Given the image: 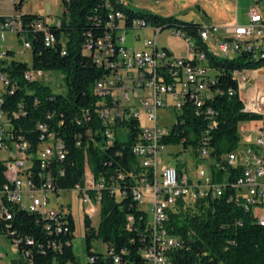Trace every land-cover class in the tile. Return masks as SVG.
Wrapping results in <instances>:
<instances>
[{"label":"built area","instance_id":"2783aa9c","mask_svg":"<svg viewBox=\"0 0 264 264\" xmlns=\"http://www.w3.org/2000/svg\"><path fill=\"white\" fill-rule=\"evenodd\" d=\"M19 1L9 0L14 5ZM124 1L118 0L121 4ZM22 15L21 11L15 10L13 14L4 16V22L0 23V47L5 34H13L21 39L19 57L25 51H31L30 43L24 40ZM247 18L245 25L236 23L225 28L202 21L197 32L223 55L233 54L235 58L247 52L252 53L254 59L264 55V19L255 7L249 10ZM107 19L105 34L96 40L89 39L83 46V53L92 59L102 75L93 84V99L71 121L80 128L73 134L74 145L83 150V174L71 188L61 187L67 179L69 165L65 141L58 132L65 125L63 115L59 116L55 111L45 113L43 122L34 126L38 134L34 146L20 133V128L16 130L14 121L24 120L27 110L23 101L17 103L12 112L3 109L5 97L13 96L19 89L17 81L3 69L9 67L12 59L18 60L9 47L0 49V221L10 220L11 210L15 208L42 219L44 230L50 235H72L70 206L60 201L64 193L79 198L84 224L88 223L86 230L92 229L96 233L99 222L93 218L101 210L103 195L115 199L124 197L121 184L126 177L121 171L114 176L95 175L89 166L86 149H106L129 142L138 169L133 175L131 196L145 216L141 247L137 252L139 264H173L171 254L183 247L184 240L168 231L169 215L179 204L184 207L218 199L228 189L233 190L228 201L236 203L252 216L256 224L264 227V133L260 122L264 119V84H261L264 67L233 72L240 77L241 92L228 91V97L235 94L241 104V112L259 116L261 120L242 123L238 128L243 141L240 153L236 150L215 163L209 132L218 116L212 104L220 91L212 88L215 75L211 73L215 74V70L209 66L203 53L196 49L190 36L178 32V29L165 30L185 44L187 55L181 58L175 57L166 47L159 49L157 46V37L163 30L136 22L126 28L124 20L111 13ZM60 24V19L53 22L42 16L29 27L31 31L43 34L46 47H53L63 45V40H57L51 32ZM140 29L153 32V41L145 40L140 50L127 46L128 31ZM134 40H139L137 34ZM9 52L13 53V58L8 56ZM42 75L43 71L27 65L22 80L40 83ZM148 90L151 96H146ZM27 93L32 94L30 91ZM34 102L37 103V99ZM163 108L168 109L166 114L160 112ZM186 110L194 118L205 121L206 128L193 151L200 160L214 161L212 167L223 173L220 182L213 181L212 167L209 175L204 169H199L190 178L187 170L181 169L183 160L178 158L179 152L170 154V165L161 166L162 152L166 147L182 146L186 141L184 137L180 144L168 143L175 141L177 134L174 130L186 125ZM237 168H240V173L228 182V169ZM127 223L129 228H133L132 216L127 217ZM191 234L188 233L187 237L190 238ZM0 236L7 238L5 234L0 233ZM27 244L31 242L27 241ZM105 247L100 256L89 255L87 264H97L100 259L106 263L109 258L110 264H121L120 256L127 255L125 249L119 255L113 246ZM19 255L23 264H29L26 262L27 253ZM5 257L0 253V264H10L5 262Z\"/></svg>","mask_w":264,"mask_h":264},{"label":"trees","instance_id":"16d2710c","mask_svg":"<svg viewBox=\"0 0 264 264\" xmlns=\"http://www.w3.org/2000/svg\"><path fill=\"white\" fill-rule=\"evenodd\" d=\"M63 13L60 17V27L52 28L55 38L63 40V45L57 44L46 47L43 34L31 31L29 24L41 19L42 16L23 14L24 40L31 45L32 68L43 72H60L64 77L65 93L54 94L48 86L41 83H25L22 74L27 69L24 62L12 59L6 71L8 76L17 81L18 90L13 96L5 97L3 109L12 112L17 103L24 102L27 116L24 120H15L16 130L34 146L38 134L34 126L43 122L47 111H55L63 115L65 125L57 130L65 141L69 165L67 179L61 187L71 188L83 174V150L75 147L73 134L80 128L71 122L80 111L87 107L93 99L92 87L102 72L94 65L92 59L83 53V46L89 39L101 38L106 31V22L111 7L113 12L124 16L126 28L131 27L135 20H142L154 29H178L190 36L196 49L203 52L209 66L215 70L213 89H218L212 104L218 116L214 127L209 132L210 148L215 163L237 150L240 142L238 128L242 123L250 120H261L256 115L241 112V104L236 97L238 83L234 71L258 70L264 67V55L252 59V53H243L241 56L220 58L212 54L207 47L197 41V30L200 23L182 21L174 16L162 17L147 11H135L116 0H60ZM23 0L15 5L20 11ZM203 16V15H202ZM204 17V16H203ZM4 17H0V23ZM202 46V47H200ZM64 49V54H62ZM13 58V53H8ZM30 91L32 94H28ZM228 91L234 92L228 97ZM49 97H53L52 100ZM37 99V103H35ZM186 125L178 126L174 132L175 141L168 143L180 144L183 150L192 147L197 149L201 132L206 128L205 121H200L186 110ZM19 125V127H18ZM66 128V129H65ZM57 132V133H58ZM88 163L95 175L114 176L121 171L126 179L121 184L125 196L115 199L103 195L101 214L96 233L86 230L85 242L87 255L100 256L101 253L92 251V238L100 240L105 246H113L120 254L125 249L127 255H121V264H139L138 249L141 247L140 238L144 231L145 216L139 210L131 196L133 175L138 171L136 161L131 155L129 142L124 145H114L102 149L89 147L86 149ZM213 181L220 182L223 173L212 167ZM228 182H232L240 173V168L228 169ZM233 190L228 189L218 199L199 201L181 207L180 204L174 213L169 215L166 227L172 235L181 236L183 247L173 252V264H264V227L254 222L252 216L241 209L236 203L228 201ZM11 219L0 221V233L16 245L18 253H27L26 262L29 264H79L72 253V235L53 234L44 230V223L39 217L15 208L11 210ZM134 219L133 228L128 227L127 217ZM72 230V227H71ZM192 233L188 238L187 234ZM30 241L31 244H27ZM54 246L56 249H54ZM101 259L97 264H110Z\"/></svg>","mask_w":264,"mask_h":264},{"label":"rangeland","instance_id":"374dc122","mask_svg":"<svg viewBox=\"0 0 264 264\" xmlns=\"http://www.w3.org/2000/svg\"><path fill=\"white\" fill-rule=\"evenodd\" d=\"M193 1H198L203 5L208 18L203 17L197 12V9L192 6ZM125 2L128 8L135 11H147L162 17L174 16L182 21H194L197 23L209 21L216 26H227L230 24L229 21L233 18H236L241 25L247 24V15L253 6H257L259 14L264 18V0H125ZM24 4L27 7L28 14L47 16L49 17V20L53 22L59 20L63 13V7L60 0H26ZM136 34L139 36L137 42L134 40ZM126 38L127 46L140 50L141 45L145 40L150 42L153 41L154 35L151 31L140 29L138 31H128ZM20 40V38H17L13 34L6 33L4 42L1 44L0 48L9 47L16 55V60L24 62L31 67V51H25L22 57L18 56V52L22 49ZM157 46L159 49H161L162 46L166 47L177 58L185 57L187 55L183 41L174 38L169 30H164L159 34L157 37ZM209 46L215 56L225 58L223 54L212 46V44ZM233 56L234 55L231 54L228 58L233 59ZM211 74L215 75L214 73ZM40 83L48 86L54 94L65 93L64 77L60 72H43V75L40 78ZM146 92V96H151L149 90ZM138 97H142V95H139ZM160 112L166 114L168 109L163 108ZM260 122L263 125L264 133V119ZM242 146L243 141L240 140L236 153H240ZM182 151V146L175 144L169 145L166 147L165 151L162 152V157L164 158L169 153L175 154L179 152L177 156L179 159L183 160L181 163V169H186L190 178H193L199 169H204L208 175L210 174V167L214 164L213 160H200L194 154L192 147H189L184 153ZM60 201L64 205L70 206L69 208L72 213V253L80 264H87L88 255L86 251L83 208L81 202L77 196L64 193L61 194ZM100 214L101 210L97 211L93 218L96 223L100 220ZM90 245L92 251L96 253L105 252L106 247L100 240L92 239ZM0 253L6 256L5 262L7 263L23 264L16 247L4 236H0Z\"/></svg>","mask_w":264,"mask_h":264},{"label":"crops","instance_id":"0c3cea01","mask_svg":"<svg viewBox=\"0 0 264 264\" xmlns=\"http://www.w3.org/2000/svg\"><path fill=\"white\" fill-rule=\"evenodd\" d=\"M25 2H26V0L23 1V5H22V8H21L20 11L23 14H28L27 7L24 4ZM192 6H194L197 9V12H199L205 18H208V15H207L206 11L204 10V7H203L202 4H200L198 1H193ZM253 7L257 8V6H253ZM14 12H15V5L14 4L10 3L9 0H0V17L9 16V15L13 14ZM262 18H263V16H262ZM209 23H211V22H209ZM229 23L230 24L227 25V26H218V27L225 28V27H230V26H232V25H234L236 23L240 24L239 21L236 20V18H233L232 20H230ZM211 24H213V23H211ZM213 25H215V24H213ZM261 73L264 74V71H262ZM261 82H262L261 84L263 85L264 84V79ZM238 92H241V85L238 87ZM170 154L171 153L167 154L164 158L161 156V158H162V165L161 166L162 167L171 164V156H170Z\"/></svg>","mask_w":264,"mask_h":264},{"label":"bare ground","instance_id":"6f19581e","mask_svg":"<svg viewBox=\"0 0 264 264\" xmlns=\"http://www.w3.org/2000/svg\"><path fill=\"white\" fill-rule=\"evenodd\" d=\"M117 2H118V0H116ZM108 9H109V13H111V15L112 16H115L116 18H119V19H122V20H124V16H123V14H121V13H119V12H113V9L111 8V7H108ZM134 22H136V24H144L145 22L144 21H142V20H136V21H134ZM178 32H180V33H184V32H182L181 30H178ZM197 41H198V43L199 44H202L203 46H205V47H207V49L212 53V50H211V47L209 46V45H211V44H209V42H207V40H205V38H201V34H200V32H197ZM191 42H194L193 41V39L191 38ZM200 47H202V46H200ZM218 50V49H217ZM200 53H203V52H201V51H199ZM213 54V53H212ZM203 56H205L204 55V53H203ZM225 58H228L229 57V55H223ZM206 58V57H205ZM207 60V59H206ZM235 79L237 80V83H238V87L241 85V80H240V77L239 76H235Z\"/></svg>","mask_w":264,"mask_h":264},{"label":"water","instance_id":"95a60500","mask_svg":"<svg viewBox=\"0 0 264 264\" xmlns=\"http://www.w3.org/2000/svg\"><path fill=\"white\" fill-rule=\"evenodd\" d=\"M151 1H158V0H151Z\"/></svg>","mask_w":264,"mask_h":264}]
</instances>
